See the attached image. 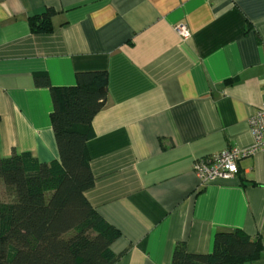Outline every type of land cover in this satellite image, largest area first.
Here are the masks:
<instances>
[{
	"label": "crops",
	"instance_id": "obj_1",
	"mask_svg": "<svg viewBox=\"0 0 264 264\" xmlns=\"http://www.w3.org/2000/svg\"><path fill=\"white\" fill-rule=\"evenodd\" d=\"M47 9L50 32L29 19ZM178 25L189 30L183 38ZM105 71L106 100L87 143L89 203L118 231L114 264H170L173 249L212 251L218 231L260 239L264 152L232 179L202 184L198 159L253 145L264 105V0H0V156L59 159L50 91Z\"/></svg>",
	"mask_w": 264,
	"mask_h": 264
},
{
	"label": "trees",
	"instance_id": "obj_2",
	"mask_svg": "<svg viewBox=\"0 0 264 264\" xmlns=\"http://www.w3.org/2000/svg\"><path fill=\"white\" fill-rule=\"evenodd\" d=\"M52 14L47 9L30 17L31 31L50 32ZM34 81L51 94L59 159L45 163L14 150L0 156V264H114L118 255L110 245L118 231L84 195L94 184L86 143L106 100V72H76L74 86H53L46 75ZM261 249L258 237L223 230L209 253H190L185 241L177 243L170 264H264Z\"/></svg>",
	"mask_w": 264,
	"mask_h": 264
},
{
	"label": "built area",
	"instance_id": "obj_3",
	"mask_svg": "<svg viewBox=\"0 0 264 264\" xmlns=\"http://www.w3.org/2000/svg\"><path fill=\"white\" fill-rule=\"evenodd\" d=\"M177 31L183 38H188L190 35L184 25H178ZM249 126L253 137V145L250 148L229 146L216 155L201 158L195 162L193 171L202 184L216 179H232L237 171V162L241 157L256 151L264 152V105L251 115Z\"/></svg>",
	"mask_w": 264,
	"mask_h": 264
},
{
	"label": "rangeland",
	"instance_id": "obj_4",
	"mask_svg": "<svg viewBox=\"0 0 264 264\" xmlns=\"http://www.w3.org/2000/svg\"><path fill=\"white\" fill-rule=\"evenodd\" d=\"M0 198L3 199V195H0Z\"/></svg>",
	"mask_w": 264,
	"mask_h": 264
}]
</instances>
